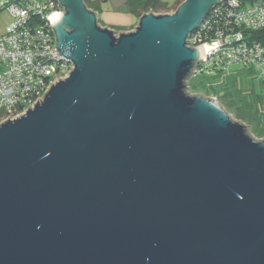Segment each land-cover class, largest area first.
<instances>
[{
	"label": "water",
	"instance_id": "1",
	"mask_svg": "<svg viewBox=\"0 0 264 264\" xmlns=\"http://www.w3.org/2000/svg\"><path fill=\"white\" fill-rule=\"evenodd\" d=\"M219 1L115 31L57 0L72 69L0 121V264H264V136L188 90Z\"/></svg>",
	"mask_w": 264,
	"mask_h": 264
},
{
	"label": "built area",
	"instance_id": "2",
	"mask_svg": "<svg viewBox=\"0 0 264 264\" xmlns=\"http://www.w3.org/2000/svg\"><path fill=\"white\" fill-rule=\"evenodd\" d=\"M0 10L10 15L0 35L3 121L33 106L50 83L68 74L72 64L54 46L51 24L62 13L57 0H0ZM262 28L264 0H220L188 40L191 46L201 45L205 53L195 73L216 67L224 75L229 66L238 65L264 83V44L249 41L246 35Z\"/></svg>",
	"mask_w": 264,
	"mask_h": 264
},
{
	"label": "trees",
	"instance_id": "3",
	"mask_svg": "<svg viewBox=\"0 0 264 264\" xmlns=\"http://www.w3.org/2000/svg\"><path fill=\"white\" fill-rule=\"evenodd\" d=\"M141 7L144 12L149 10L161 12L166 6L159 0H145L142 2ZM195 31L191 33V37ZM246 35L249 41H257L264 44V28L249 31ZM189 42H191V38ZM241 68V73L230 72L224 75L216 67L199 68V72L189 78L188 90L191 93H200L207 97L216 96L219 104L228 113L231 112L236 118L246 122L250 126L249 129L256 133L257 136H262L264 134V97L256 93L252 87L246 89L235 84L236 80L246 76L243 70L251 77V70Z\"/></svg>",
	"mask_w": 264,
	"mask_h": 264
},
{
	"label": "crops",
	"instance_id": "4",
	"mask_svg": "<svg viewBox=\"0 0 264 264\" xmlns=\"http://www.w3.org/2000/svg\"><path fill=\"white\" fill-rule=\"evenodd\" d=\"M144 1L145 0H86L85 3L97 13L101 25L112 28L115 31H128L136 25L138 17L144 12L141 7ZM159 1L166 6L161 12H171L180 0Z\"/></svg>",
	"mask_w": 264,
	"mask_h": 264
},
{
	"label": "rangeland",
	"instance_id": "5",
	"mask_svg": "<svg viewBox=\"0 0 264 264\" xmlns=\"http://www.w3.org/2000/svg\"><path fill=\"white\" fill-rule=\"evenodd\" d=\"M10 20V15L8 14L7 11L5 10H0V33L4 30L5 25L7 24V22ZM242 68L241 66L238 65H231L227 68V72H238L241 73ZM243 73L246 75L245 77L242 76L241 79L236 80V85L239 87H243L246 89H250L251 87L254 89V91L256 93L261 94L264 97V83H260V81H257L256 79H252L250 77V75H247L244 70ZM241 87V88H242ZM243 92H245V90H243ZM212 97H214V95H211ZM216 98V96H215ZM217 100V98H216ZM218 101V100H217ZM219 103V102H218ZM231 115L232 118L238 119L236 118L231 112L229 113ZM1 120V118H0ZM239 121L244 122L242 120L239 119ZM245 125H247L248 129L250 128V126H248V124L246 122H244ZM249 132L253 135V137L255 138H263L264 134L262 136H257L256 133H254L252 130L249 129Z\"/></svg>",
	"mask_w": 264,
	"mask_h": 264
}]
</instances>
